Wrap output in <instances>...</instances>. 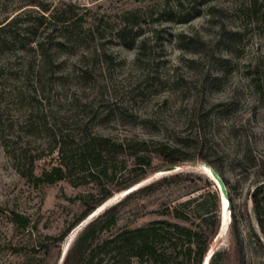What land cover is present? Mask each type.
I'll list each match as a JSON object with an SVG mask.
<instances>
[{"label":"rangeland","instance_id":"374dc122","mask_svg":"<svg viewBox=\"0 0 264 264\" xmlns=\"http://www.w3.org/2000/svg\"><path fill=\"white\" fill-rule=\"evenodd\" d=\"M166 1L0 0V27L20 13L15 26L0 29V264H63L86 224L129 194L116 192L64 242L47 240L59 237L77 220L84 210L81 195L90 193L93 186L74 187L67 180L35 185L22 175L27 165L15 161L13 148H23L30 157L42 155L44 159L35 163L40 175L56 157L51 155L46 130L58 121L85 119L88 105L100 114L90 125L95 134L157 141L196 158L209 154L225 176L233 208L242 212L248 204L257 228L250 200L255 168L243 158L264 160V15L244 20L235 12L238 0H208L225 14L210 15L207 5H201L190 23L157 22ZM45 7L59 9L60 14L65 10L58 20L66 23L37 29L36 17ZM129 11L141 17L136 30L142 29L143 36L152 37L157 29L164 40L156 43L153 38L152 48L143 54L122 46L115 33ZM28 23L34 25L30 33ZM226 30L237 34L228 36ZM180 32L199 34L205 42L197 51H183L176 42ZM15 34L20 36L16 41ZM42 40L43 50L36 46ZM199 107L202 119L195 123ZM196 138L204 144L202 153L194 150ZM132 161L128 159L129 167ZM193 163L200 168L192 167ZM202 164L208 165L200 160L184 162L175 166L176 171L161 173L172 166L155 157L151 170L157 171L131 189L165 177L170 181L121 206L113 232L159 219L178 221L176 214L187 201H191L188 209L201 205L202 213L218 204L220 219L226 216L228 225L223 233L221 224L207 256L219 253L216 264H240L232 207L224 203L222 209L210 170ZM178 174L182 179H173ZM12 211L28 216L31 227L16 228ZM239 227L245 264H264L251 227L242 218ZM103 264L120 261L113 263L107 257Z\"/></svg>","mask_w":264,"mask_h":264},{"label":"trees","instance_id":"16d2710c","mask_svg":"<svg viewBox=\"0 0 264 264\" xmlns=\"http://www.w3.org/2000/svg\"><path fill=\"white\" fill-rule=\"evenodd\" d=\"M171 1V2H169ZM235 12L240 13L244 20L259 19L264 15V0H238ZM208 0H167L163 10L157 14V22H174L187 24L200 12L201 5H207L210 15L222 17L225 11L215 5L207 4ZM66 11L45 7L42 13L36 17L37 29L59 23L65 24L67 20H58L59 14L63 17ZM126 21L116 31L115 37L125 48H136L139 54H143L152 48L151 42L160 43L164 40L161 30L155 29L152 37L143 36V30L139 26L141 19L136 11L127 12ZM20 18V13L7 20L1 28L15 26ZM132 18V21H131ZM33 24H27V33H30ZM26 30V31H27ZM228 36L237 34L226 30ZM20 36L14 35V41ZM45 40L37 41L36 46L45 49ZM2 42V41H1ZM178 48L183 51H197L204 44L203 38L180 32L176 35ZM87 114L84 119H77L70 123L66 121L55 122L46 130L51 155L56 154L55 162L49 163L42 169L40 175L35 172V163L44 159L42 155L30 157L28 152L14 149V158L17 163L27 165L22 172L35 185H53L67 180L74 187L91 184L93 190L81 195L84 210L77 220L59 237L48 236V241L64 242L68 235L80 224L84 223L96 210L110 200L116 192L128 191L144 181L151 173L152 161L155 157L164 160L168 166H181L184 162H196L200 160L217 170L221 177L225 176L221 169L213 163L209 154H200L199 158L189 154L187 150L172 147L157 141L144 139L124 138L123 140L98 135L92 132L90 125L96 121L100 114L94 106H86ZM201 107L195 110L194 122L201 123ZM108 118V115L105 119ZM0 118V131L3 127ZM8 147V146H6ZM204 144L201 138L194 140V150L203 152ZM9 152V151H8ZM45 157V156H44ZM128 159H132L129 167ZM244 162L252 163L254 167L255 187L251 194L252 213L257 228L253 226L252 214L245 204L242 212H236L233 208L234 199L230 193L231 215L236 247V255L240 264H245V247L242 233L239 227V219L242 218L251 227V235L257 247L264 255V160L256 157L243 158ZM243 165V164H242ZM173 179H182V175H176ZM163 178L161 182H154L139 188L127 195L116 205L103 211L84 227L73 247L67 252L63 264H103L108 257L113 263L120 264H203L214 239L219 233L221 219L218 204L212 206V210L201 212V205L194 210L188 209L191 201L181 204L176 214L178 221L170 218L154 220L146 225L136 228H124L113 232L117 226L120 207L137 197L148 196L154 193L158 185L169 182ZM217 200L220 198L219 191L214 192ZM207 201V200H206ZM204 203H207V202ZM221 201V199H220ZM203 203V204H204ZM202 204V203H201ZM186 207L185 210L182 208ZM11 222L22 230L31 227V219L17 212H11ZM109 233V234H108ZM108 234V235H107ZM212 256L210 264H216L215 256Z\"/></svg>","mask_w":264,"mask_h":264},{"label":"water","instance_id":"95a60500","mask_svg":"<svg viewBox=\"0 0 264 264\" xmlns=\"http://www.w3.org/2000/svg\"><path fill=\"white\" fill-rule=\"evenodd\" d=\"M194 164H196V165H194ZM198 164L199 163H193V164H191V166L200 168V165H198ZM202 165L205 168L210 169V177L215 182L216 187H217L219 194H220L222 209L224 208V201L226 202L227 208L230 209V207H231V205H230V193H229L226 181L221 177V175L217 172L216 169H214L211 166L205 165V164H202ZM167 170H168V172L176 171V167L172 166V167L168 168ZM223 222H224V220L222 218L221 224H223ZM207 259H208V256L205 257L203 264H208Z\"/></svg>","mask_w":264,"mask_h":264},{"label":"bare ground","instance_id":"6f19581e","mask_svg":"<svg viewBox=\"0 0 264 264\" xmlns=\"http://www.w3.org/2000/svg\"><path fill=\"white\" fill-rule=\"evenodd\" d=\"M194 165H196V164H194ZM176 170H178V167H176ZM209 170L210 169H207V171L209 172ZM206 171V172H207ZM166 172H168V170L166 169V170H163L161 173H166ZM139 185V184H138ZM135 189V188H134ZM130 191L132 192V191H134L133 189H131V190H128V191H124V193H130ZM224 203H226L225 201H224ZM103 207V206H102ZM102 207H100L99 208V210H101L102 209ZM93 217V216H92ZM228 225V221H227V218H226V216L224 217V222H223V227L221 228V231L224 233V231H225V229H226V226ZM207 257V256H206ZM212 258V256H208V259H207V263L208 264H210V259Z\"/></svg>","mask_w":264,"mask_h":264}]
</instances>
